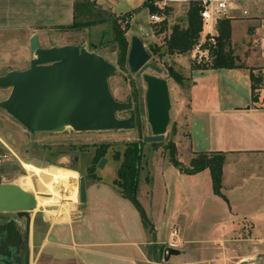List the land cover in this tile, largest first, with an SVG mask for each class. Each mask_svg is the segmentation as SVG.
Instances as JSON below:
<instances>
[{"label": "rangeland", "instance_id": "1", "mask_svg": "<svg viewBox=\"0 0 264 264\" xmlns=\"http://www.w3.org/2000/svg\"><path fill=\"white\" fill-rule=\"evenodd\" d=\"M40 1L42 3L43 0ZM90 1L95 4L96 7L93 8L91 6V9L95 11L89 16L82 15L78 11V19L107 16L110 20L82 27H65L63 25H68L73 21L72 3H70L73 0H46L45 6H41L39 12L34 14L35 19L42 25L39 27L40 45L51 46L73 40L81 42L80 44L85 43L89 49L96 50L116 62L119 48L118 43L113 39L114 33L111 18L114 15H119L123 19V26H125L126 18H130V28L127 31L128 40H130L133 33L139 34L147 48L153 52V56L159 65L164 67L162 74L169 78L172 100L171 120L163 140L156 142L143 141L142 166L139 173L137 192L138 199L143 205L145 204L147 215L150 219L147 228L155 230V222L161 225V221H164L161 230H159L160 232H158L159 235L157 231L156 233L153 231L152 237L154 238L157 234L159 238L165 239L164 243L166 245L164 244V247L173 246L179 248L183 254L175 259L187 260V263L184 262V264H264V238H261L264 236V219L257 221V234L261 235L260 238L250 237L249 233H245L246 238L231 237L232 233L217 231V220H219V214L223 213L226 204H224L222 199H219L220 197L215 198L210 176L203 173L195 176L194 174L181 171L171 161L169 149L166 147L167 141L170 138L174 139L177 144L178 158L188 165L194 152L193 150L202 148L207 144V111L199 114L190 105V98L193 92V77L195 79L196 75H203L204 78L200 80L198 85L200 88L197 89L205 86L207 91H204L207 93L204 94L206 96H208L209 90L213 94L211 90L213 85H218L220 94L222 91H228V87H230L242 95L245 93L246 96H249L248 93L250 91L248 88L250 89V87L247 86L248 82L245 84L244 77H239L241 79H238L232 75L227 77L219 74L220 76L217 78V73L209 76V72L194 71L198 65L210 61L206 56H203L204 59L199 61L200 50L196 46L185 53H168L166 51V38L171 32L172 26L176 23L182 26L187 24V10L190 0H167L166 6L170 5L172 9L168 14L165 13V17L168 20L165 30H161L163 27L162 21L155 22L152 20L149 9L143 6L144 0ZM241 1L242 6L240 8H248L249 15L244 14L242 9H238L236 11L237 18L249 19L258 17L254 13L258 12L260 6L249 4V2L254 0ZM81 9L82 6L80 7ZM126 11H133L132 15H130L131 13L125 15L128 13ZM254 22L256 23L257 21ZM244 23L243 20L235 21V37L238 39H236L235 46L232 48L234 52L236 51L241 55L249 54L252 57H256V55L261 54L259 39L255 34H251L254 31H249L251 35L245 34V36L241 37L240 31L242 29L239 25L243 26ZM0 37H2L0 38V61H2L0 69L5 66H3L5 62L11 66L17 65L20 68L28 67L31 60L30 45H26L18 37H10L8 32L3 36L0 35ZM200 38L204 39L202 33ZM155 45L159 46L158 51L154 50ZM170 65L183 73L185 77L183 81H179L171 75ZM212 71L218 72L220 70ZM122 75L123 72L120 71L109 78L112 90L119 95L125 94L130 89L129 83L123 79ZM197 89L195 88L194 92L196 91L197 93ZM9 92V88H0V99L5 98ZM232 93L234 92L232 91ZM120 113L123 114L124 112ZM142 132L143 134L152 133L151 126L146 121H144ZM0 137L3 139H0L1 154L7 153L8 156L14 157L17 161L23 160L24 163H30L41 168L57 167L78 173L77 189L79 188V172L77 167H71L72 164L68 160L69 154L82 147L94 149L100 143L108 142L109 146L105 154L107 161L103 166L97 167L95 171V174L100 176V179L89 177V180H104L114 183V179L117 177V169L122 160L121 158H115V152H122L128 141L140 139L137 129L131 128L77 131L69 126L62 131H38L32 133L2 107H0ZM28 147L30 152L26 150ZM60 150H64L67 155L66 158H55L53 163L44 161L47 151ZM31 151H34V153ZM14 152L18 154L19 158ZM1 154L0 159L3 156ZM59 159H62V162H59ZM21 166L26 169L22 163ZM244 169H247V167H244ZM28 173L29 171L25 170L24 174H21L28 175ZM32 173L36 185L34 184L32 188L27 189L35 192L38 196H54L50 193H43L40 190L37 183V175L34 172ZM17 180L16 182H18ZM244 192H250L251 196L258 201L263 199L262 192L256 190L255 187ZM242 193V190H238L231 194L244 199L250 197L240 195ZM77 201L80 202L79 197L71 200L68 205L62 204V208L66 206H68L66 208H70L75 203H78ZM58 203L47 204L49 205L47 207L59 206ZM261 203L264 204V200ZM42 207V204H40L33 210L34 215L37 216L33 250L34 264H48L43 255L39 254L41 240L49 225L48 220L44 219L48 218L47 214L45 213L44 217L43 211L40 210ZM54 219L62 220L64 218L56 217ZM175 224H178V226L185 225L187 226L186 228L191 227L193 230L189 231L194 239H189V237L180 238L178 235L173 238L170 232ZM244 224L248 226L250 223L241 221L240 225ZM151 247V261L145 264H158L156 259L158 257L157 252L163 254L160 261L161 264L170 263V258L174 253L168 256L160 246L155 248L151 245ZM190 257L195 260V263H188L193 262L189 261Z\"/></svg>", "mask_w": 264, "mask_h": 264}, {"label": "crops", "instance_id": "2", "mask_svg": "<svg viewBox=\"0 0 264 264\" xmlns=\"http://www.w3.org/2000/svg\"><path fill=\"white\" fill-rule=\"evenodd\" d=\"M241 2V0L232 1L236 6L230 16L233 17L232 47L235 46L236 39H238L235 37V21L243 20L244 25H239L242 29L241 37L254 31L251 34H255L259 39L261 54L256 55V58L249 54L241 55L235 51L239 55V62L246 66L197 67L194 71L209 72V76L217 73V78L220 76L219 74L227 77L232 75L238 79L244 77L245 84L248 82L247 86L250 87V89L248 88L249 96H246L245 93L242 95L230 87H228V91H222L223 93L220 94L218 85H213L211 87L213 94L209 90L210 95L206 96L204 94L207 93L205 86L197 89L200 88L198 85L204 78L203 75H196L195 79L193 77L190 105L199 114L207 111L206 127L208 132L207 144L202 148L194 149L192 156L195 151L199 150H221L225 153L222 191L227 198L216 194L213 190L215 198L220 197L219 199H222L226 204L223 213L219 214L216 224L217 231L232 233L231 237L246 238L245 233H249L250 237L260 238L261 235L257 234V221L264 219V208H262L264 204L261 203L264 200V11H262L264 2L262 0L249 2V4L260 6L258 12L254 13L258 17L249 19L236 17L238 9H242L243 12V7L240 8ZM70 3H72V20H74L75 0ZM45 4L46 0H43L42 3L40 0H0V35L3 36L8 32L10 37H18L23 43L30 45L31 36L35 32L40 35L39 27L42 26L35 19L34 14H37L40 7H44ZM97 6L99 7V5ZM11 20L12 22L9 23ZM210 29L218 32V25L214 29V21H211L201 33L205 35ZM64 43L80 44L81 42L72 40L60 44ZM4 65H8L10 68H20L17 65L11 66L7 62ZM251 69L263 77L260 87L256 89L257 100H254L252 96ZM195 88L198 90L197 93L194 92ZM216 91L217 93H215ZM202 173L208 174L212 180L209 168L191 174L196 176V174ZM253 187L262 192V200L258 201L251 196L250 192H244ZM238 190L243 192L240 195L250 197L244 199L239 195V197H235L231 194ZM142 206L147 213L145 204ZM40 210L43 211V207ZM44 219L48 220L49 225L41 240L39 254L43 255L48 264H145L151 261V245L161 248V245H164L166 241L157 236L164 221H161V225L155 222V230L147 228L141 209L134 201L126 197L116 184L110 181L87 179V200L71 206L67 219L55 221L54 218ZM241 221L250 224L248 226L240 225ZM186 227L175 224L170 233L173 238L178 235L180 238L194 239L189 231L193 229ZM153 231L155 233L157 231L154 238L152 237ZM157 254L161 256V252H157ZM182 254L183 252L172 255L170 263L166 264L187 263V260L175 259ZM156 259L157 263L161 264L162 258ZM189 261L193 262L188 263H195L192 257L189 258Z\"/></svg>", "mask_w": 264, "mask_h": 264}, {"label": "water", "instance_id": "3", "mask_svg": "<svg viewBox=\"0 0 264 264\" xmlns=\"http://www.w3.org/2000/svg\"><path fill=\"white\" fill-rule=\"evenodd\" d=\"M140 31H142L140 29ZM31 60L26 68H10L0 71V88H9V94L0 99V107L24 125L30 132L62 131L71 126L77 131L116 130L135 127L134 114L120 117L118 112L130 108V101L117 99L110 87L109 78L121 62L108 59L102 53L89 49L85 43L40 45L39 35L30 38ZM142 37L133 33L127 52L128 68L141 75L152 67H162L150 61ZM147 82L146 102L148 122L152 133L144 134L143 141H160L166 136L171 120L172 100L169 80L150 72H144ZM91 151L80 154L79 200H87L86 168L91 163ZM107 161L103 156L98 165ZM38 206L37 194L17 182L0 183V210H18L28 217L25 264L29 262L28 245L31 230L30 211ZM153 226V224H152ZM165 254L180 253L173 246L164 247Z\"/></svg>", "mask_w": 264, "mask_h": 264}, {"label": "trees", "instance_id": "4", "mask_svg": "<svg viewBox=\"0 0 264 264\" xmlns=\"http://www.w3.org/2000/svg\"><path fill=\"white\" fill-rule=\"evenodd\" d=\"M157 0H144L143 6L147 7L149 11L152 12H162L166 14L170 12L172 7L170 5L165 6V9L162 10L155 2ZM92 2V3H91ZM82 4V5H80ZM82 9L80 10V7ZM96 7L93 1L86 0H77L75 2V13L74 20L68 24L63 25L65 27H82L97 23H103L110 20L107 16L99 18H87V19H78V14L80 11L82 15H91L93 11L91 8ZM203 4L201 0H190L189 7L187 10V24L182 26L179 23H176L172 26L171 32L166 38V51L168 53H185L194 48L196 43L201 37V32L203 30V20L201 16V9ZM134 10V9H132ZM136 10V9H135ZM132 15L131 11H126ZM124 15V16H125ZM122 17L119 15H114L111 18L113 24V39L118 43L119 52H121V61H126L127 50L129 40L127 37V31L130 28V20L125 23V26L122 25ZM163 27L161 30H165L168 25L167 17L162 21ZM218 34L216 35V44L209 45L207 41L204 46H209L211 59L207 63L198 65L197 67H242L246 66L244 63L239 62V55H237L231 44L232 36V17H221L218 19ZM154 50L158 51L159 46H154ZM169 70L172 76L177 80L183 81L184 75L182 72L175 69L172 65L169 66ZM250 77L252 80V96L254 100H257L258 93L256 89L260 87L262 82V75L260 73H255L253 69L250 71ZM143 141L142 140H133L128 141L125 149L121 151H116L114 156L117 159H122L121 163L117 169V177L114 179V184L117 185L119 190L141 209L143 213V219L146 224L150 223V219L145 212L140 200L138 199V186H139V173L142 166V157H143ZM109 143H101L98 149V155L96 156L92 167L88 169V174L90 177L95 179H100V176L95 174V162L102 156L105 155L108 149ZM166 147L170 152V159L180 168L181 171L186 173H196L205 168H209L211 171L213 190L216 194L227 196L222 191L223 186V164L225 161V153L221 150L208 151V150H199L195 151V154L192 156L190 163L187 165L177 156V144L174 139L170 138ZM164 249V245H161V249ZM158 260L162 257L158 255Z\"/></svg>", "mask_w": 264, "mask_h": 264}, {"label": "flooded vegetation", "instance_id": "5", "mask_svg": "<svg viewBox=\"0 0 264 264\" xmlns=\"http://www.w3.org/2000/svg\"><path fill=\"white\" fill-rule=\"evenodd\" d=\"M147 47V46H146ZM148 49V48H147ZM150 52V61L156 63V58L153 56V52L148 49ZM128 52V50H127ZM118 58V57H117ZM117 61V59H116ZM123 64L127 65V56L125 62L119 63V70H117L114 74L122 71L123 72V79L129 83L130 89L125 94L119 95L116 94L114 90H112L114 96L121 100V101H130L131 106L126 110H122L118 112V116L120 117H129L130 115L134 114L135 119V127L131 129H137L138 135L140 139L143 138V126L144 121L148 124V113H147V102H146V90H147V82L143 78L144 72L154 73L160 76H164L162 72L164 71V67H162V71H158L152 67H148L142 71L141 75H137V72L131 71L128 66H123ZM1 71V69H0ZM113 74V75H114ZM166 77V76H165ZM168 78V77H167ZM169 80V78H168ZM111 87V85H110ZM120 112H124L121 114ZM11 115V114H10ZM12 116V115H11ZM13 117V116H12ZM14 118V117H13ZM1 140H3L0 137ZM137 140V139H135ZM143 141V140H142ZM103 143V142H102ZM101 143L94 149L88 148H79L75 150L74 153L68 155V160L72 164L71 167H77L80 169V154L83 151H91V163L87 166L86 170V178L89 179L88 169L92 167L96 156L98 155V149ZM27 152H30V148H26ZM34 153V151H31ZM47 156L44 158V161L55 162V158H66L67 155L65 154L64 150L60 151H47ZM15 155L19 158L18 154L14 152ZM1 154V153H0ZM3 155L0 159V183L1 182H16V180L20 177L25 175L24 171L27 169H23L21 163L24 165L23 160H16L14 157L8 156L7 153L1 154ZM105 156L102 155L96 162L95 168L100 167L98 165L100 159ZM9 157V158H8ZM10 159V160H9ZM14 159V160H13ZM21 161V162H20ZM62 162V159L58 160ZM29 162V161H26ZM2 163V165H1ZM23 173V174H21ZM35 174V173H34ZM19 179L17 180L19 182ZM17 182V183H18ZM33 185H36L32 177ZM31 217V230L28 239V245L30 250L29 262L27 264H34L33 262V250H34V240H35V230H36V221L37 216L34 215L33 210L30 211ZM27 225H28V217L26 215L19 214L18 210H0V264H25V246L27 243ZM161 257L163 254L161 253Z\"/></svg>", "mask_w": 264, "mask_h": 264}, {"label": "bare ground", "instance_id": "6", "mask_svg": "<svg viewBox=\"0 0 264 264\" xmlns=\"http://www.w3.org/2000/svg\"><path fill=\"white\" fill-rule=\"evenodd\" d=\"M24 166L29 171V173L28 175L20 177L19 184L22 187L27 189L34 186L32 183V172H34L37 175V183L40 187V190L43 193H50L54 195L52 197L37 196L38 206L40 204L47 205L59 202L58 208L46 206L44 209V217L46 213L48 216L46 219L56 217L67 219L69 217L71 207L66 208L68 207L66 206L65 208H62V204L68 205L71 203V200L76 199V196L78 198V173L57 167H51L48 169L41 168L30 163H25Z\"/></svg>", "mask_w": 264, "mask_h": 264}, {"label": "built area", "instance_id": "7", "mask_svg": "<svg viewBox=\"0 0 264 264\" xmlns=\"http://www.w3.org/2000/svg\"><path fill=\"white\" fill-rule=\"evenodd\" d=\"M203 4V8L201 9V16L203 20V29L205 26L214 21V29L217 27L218 19L221 17H230L231 11L236 8V6L232 3L233 0H201ZM264 2V0H262ZM167 0H157L155 3L162 9H165ZM243 13L249 15V9L244 8ZM150 17L155 22H161L165 19V12H150ZM130 18H126V22L129 21ZM218 32L216 30L210 29L204 35V39L199 38V41L196 43V47L200 50V59L199 61L203 60V56H206L207 59H211L210 56V48L209 46H204L205 43L208 41L209 45L216 44V35ZM194 46V47H195ZM79 197V192H78ZM43 212L46 206L49 205H42Z\"/></svg>", "mask_w": 264, "mask_h": 264}]
</instances>
